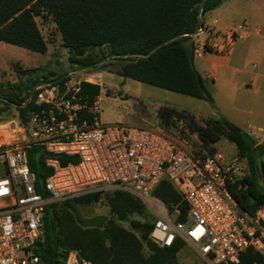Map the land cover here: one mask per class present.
<instances>
[{
  "label": "built area",
  "instance_id": "2783aa9c",
  "mask_svg": "<svg viewBox=\"0 0 264 264\" xmlns=\"http://www.w3.org/2000/svg\"><path fill=\"white\" fill-rule=\"evenodd\" d=\"M203 32L201 27L191 37ZM251 32L242 23L218 34L220 42L194 39L189 47L194 59L209 52L228 54ZM61 85L41 80L27 99L35 108L25 121L17 113L0 117V264H43L37 248L44 242L48 207L109 191L127 192L145 205L153 220L150 239L159 247L180 240L208 264H239L241 253L252 248L264 264V208L249 216L228 189L246 174V162L219 151L197 155L188 139L200 140L186 116L172 118L171 132L159 124L142 129L106 123L101 117L103 90L88 104L78 95L80 83H65L62 93ZM32 147L43 151L50 171L43 193L37 191V175L29 165ZM60 157L76 162L62 164ZM164 179L189 206L185 222L179 220L178 207L170 212L153 195ZM63 264L95 263L69 251Z\"/></svg>",
  "mask_w": 264,
  "mask_h": 264
},
{
  "label": "trees",
  "instance_id": "16d2710c",
  "mask_svg": "<svg viewBox=\"0 0 264 264\" xmlns=\"http://www.w3.org/2000/svg\"><path fill=\"white\" fill-rule=\"evenodd\" d=\"M227 0H0V43L46 54L49 46L37 18L55 23L68 49L69 62L82 68L98 65L101 58L95 49L107 48L108 56L121 61L114 74L142 84L203 100L213 104L204 80L194 66L189 38L203 27V17ZM24 71L28 84L10 85L7 93L0 90V114L13 107L22 121L35 107L22 106L41 81L52 82L66 74L51 78ZM35 72V71H34ZM31 74V75H30ZM97 84L83 81L78 95L92 104L101 94ZM175 115L189 119L191 133L200 140L195 153L213 156L216 144L226 140L236 148L238 158L247 164V172L228 189L239 207L254 217L264 208V143L255 139L225 117L197 119L187 111L169 106L158 110L159 125L171 130ZM88 117V116H87ZM205 152V153H204ZM204 153V154H203ZM29 165L37 175V191L50 174L45 168V155L40 148L28 150ZM62 164L76 162L61 158ZM153 195L163 201L170 212L180 209L179 220L185 222L189 206L182 194L167 179L162 180ZM106 199L111 217L86 221L78 213L77 204L90 205ZM130 222V228L122 225ZM44 242L37 254L43 264H63L69 251L95 264H179L178 255L185 245L177 241L172 247H159L150 239L153 220L145 205L133 195L123 192L91 193L74 201L54 203L47 209L43 223ZM261 256L252 248L240 255L239 264H262Z\"/></svg>",
  "mask_w": 264,
  "mask_h": 264
},
{
  "label": "rangeland",
  "instance_id": "374dc122",
  "mask_svg": "<svg viewBox=\"0 0 264 264\" xmlns=\"http://www.w3.org/2000/svg\"><path fill=\"white\" fill-rule=\"evenodd\" d=\"M37 22L48 42V54H39L0 43V90L2 93H7L10 85L28 84V78L24 71L33 70L32 80H35L37 76L51 78L52 74H66L70 78L67 82L70 87H75L83 81L99 85L106 93L102 94L101 101V116L106 123L124 121L125 123L120 124L127 125L126 121H133L139 126H127L153 129L158 125V115L155 111V106L158 103L206 115L207 108L204 106L205 101L203 100L142 84L114 74L112 71L119 67L121 61L109 57L107 48L94 50L98 57L106 55L105 58H101V62L96 66L82 68L72 65L69 62L68 49L63 46L62 37L52 19L42 20L38 17ZM198 61L194 59V63L197 65ZM23 67H30L31 69H24ZM126 94L129 96L124 97ZM0 107H3V104H0ZM5 109L6 111L0 114L3 119H9L16 114V109L13 107H6ZM196 117L202 119V117ZM168 131L171 132V130ZM188 140L189 148L194 152L198 151L199 145L196 140L192 137H189ZM216 148L227 158L238 157L235 146L226 140L217 143ZM261 185L264 188V183ZM76 207L80 217L86 221L94 222L101 217H111V210L105 198L90 205L77 204ZM122 225L130 228V222H123ZM178 262L179 264H208L187 244L179 253Z\"/></svg>",
  "mask_w": 264,
  "mask_h": 264
},
{
  "label": "crops",
  "instance_id": "0c3cea01",
  "mask_svg": "<svg viewBox=\"0 0 264 264\" xmlns=\"http://www.w3.org/2000/svg\"><path fill=\"white\" fill-rule=\"evenodd\" d=\"M242 23L249 24L252 32L246 39L236 41L228 54L209 52L202 59H196L199 60L198 65L194 63V66L202 76L213 104L205 102L206 115L189 112L202 118L225 117L261 144L264 143V0L223 2L204 15V32L189 38L187 44L194 39L220 42L218 34ZM162 106L176 108L158 103L155 106L157 115ZM126 122L127 125L139 126L133 121ZM260 182L264 183V179Z\"/></svg>",
  "mask_w": 264,
  "mask_h": 264
},
{
  "label": "water",
  "instance_id": "95a60500",
  "mask_svg": "<svg viewBox=\"0 0 264 264\" xmlns=\"http://www.w3.org/2000/svg\"><path fill=\"white\" fill-rule=\"evenodd\" d=\"M204 1H205V0H204ZM62 80H63V78H60V79L54 81V83H62ZM66 88H67L66 85H65V84H62V85L59 87V91L62 93V92H64V91L66 90ZM27 102H29V100L26 101V103H24L22 106H25V104H27Z\"/></svg>",
  "mask_w": 264,
  "mask_h": 264
}]
</instances>
